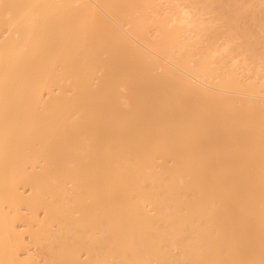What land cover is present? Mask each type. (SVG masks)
Returning <instances> with one entry per match:
<instances>
[{"label": "bare ground", "instance_id": "obj_1", "mask_svg": "<svg viewBox=\"0 0 264 264\" xmlns=\"http://www.w3.org/2000/svg\"><path fill=\"white\" fill-rule=\"evenodd\" d=\"M201 1L258 55L245 4ZM157 4L0 0V264L22 263L21 203L74 234L45 264H264V81Z\"/></svg>", "mask_w": 264, "mask_h": 264}, {"label": "rangeland", "instance_id": "obj_2", "mask_svg": "<svg viewBox=\"0 0 264 264\" xmlns=\"http://www.w3.org/2000/svg\"><path fill=\"white\" fill-rule=\"evenodd\" d=\"M176 1L181 4V6L178 4L177 8L179 10L184 8V6H186L188 10L190 9V11L192 9L191 15L197 17L198 20L201 21L200 25L202 27L205 26L208 28L210 26L208 30L209 32H213L214 37L212 40L214 41V43L216 42L221 49L224 45L230 46L229 48L231 49V52H229L232 53V55L236 56L237 62L241 67L239 68L241 70L240 74L244 75L245 77L247 74H249L252 79H254L258 84L264 81V0H239L240 3L242 2L249 9L248 12H245L243 16L241 18H238L237 20L238 27L245 31L249 36V40L254 43L258 54L257 56L260 58V60L257 56L248 58V55L250 57V54L241 52L239 45L240 42H242V38L236 36L237 38H235L234 40L228 41L231 36L229 32L230 26H228L226 19H224L222 16L223 8L214 2L208 1L206 2V4H203L201 0H157L158 4L156 8L151 12L156 16H163V14L170 11L178 15L179 10L171 9L169 7L171 5V2L174 4ZM193 6H196L195 9L192 8ZM251 11H253V14H250ZM153 29L154 28H150V33H153ZM6 32V26L0 27V37H2ZM192 33L196 34L197 30ZM227 33L229 34L228 36ZM200 44H203V42ZM200 44L198 45L200 46ZM238 51H240V53L237 55ZM219 53L222 55L226 52H224V50H221ZM244 54L247 56H245ZM254 59H257V61L255 60L254 62ZM245 64H247V66ZM251 65L253 67L252 69L250 68ZM254 65H256L255 69ZM53 87L55 91L58 90L56 86ZM261 92L264 93V86L261 87ZM38 145L39 144H37V146ZM39 164H41V162L38 163V167L36 169L41 168V165ZM32 168V166H29L28 170H33ZM66 187L68 188V190L71 189L72 182L68 181L66 183ZM20 190L25 196L29 197L32 194V186L30 185V183L21 184ZM6 209L9 211L10 216L16 218L17 230L20 233L23 232L21 233L23 243L19 249L20 258L22 260L21 264H45V262L47 261L46 259L49 256L48 252L50 248L56 247L58 244V236L64 234L63 232H67V234H70L71 232V236H74L73 232L68 230L69 228L67 229V231H61L60 223H58L57 221H50V219L46 217V211L43 208H31L26 203H21L19 205V208L17 209L18 212H20L19 214H16L15 210L12 207L7 206ZM74 215H78V212H75ZM42 221L43 223H41ZM39 222L41 224H45V227L40 226ZM51 237L53 240L51 239ZM50 240H52V243ZM54 240L56 241V243ZM81 254L83 258H86L87 252L85 250H82Z\"/></svg>", "mask_w": 264, "mask_h": 264}]
</instances>
